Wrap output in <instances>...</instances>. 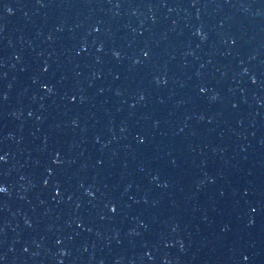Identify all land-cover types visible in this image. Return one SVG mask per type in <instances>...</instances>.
<instances>
[{"label":"water","instance_id":"1","mask_svg":"<svg viewBox=\"0 0 264 264\" xmlns=\"http://www.w3.org/2000/svg\"><path fill=\"white\" fill-rule=\"evenodd\" d=\"M0 264H264V0H0Z\"/></svg>","mask_w":264,"mask_h":264}]
</instances>
